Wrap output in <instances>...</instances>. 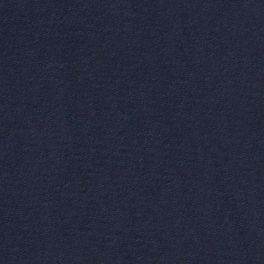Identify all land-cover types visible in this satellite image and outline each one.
<instances>
[{
	"label": "water",
	"instance_id": "water-1",
	"mask_svg": "<svg viewBox=\"0 0 264 264\" xmlns=\"http://www.w3.org/2000/svg\"><path fill=\"white\" fill-rule=\"evenodd\" d=\"M0 264H264V0H0Z\"/></svg>",
	"mask_w": 264,
	"mask_h": 264
}]
</instances>
